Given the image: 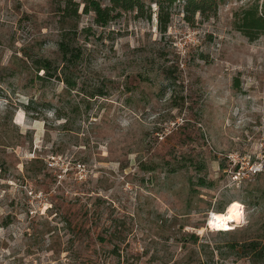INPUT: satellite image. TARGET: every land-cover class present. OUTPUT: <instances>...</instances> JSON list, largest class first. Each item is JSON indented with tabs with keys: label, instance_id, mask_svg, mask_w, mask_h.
<instances>
[{
	"label": "rangeland",
	"instance_id": "obj_1",
	"mask_svg": "<svg viewBox=\"0 0 264 264\" xmlns=\"http://www.w3.org/2000/svg\"><path fill=\"white\" fill-rule=\"evenodd\" d=\"M253 1L188 22L177 0L165 32L154 3L150 19L122 11L106 25L80 5L75 89L58 100L65 84H41L25 53L58 59L71 23L53 0H0V264H264V198L245 200L264 194V33L233 25ZM75 193L92 210L80 232L64 216ZM232 200L240 220L219 233L208 218ZM251 239L257 255L230 246Z\"/></svg>",
	"mask_w": 264,
	"mask_h": 264
},
{
	"label": "trees",
	"instance_id": "obj_2",
	"mask_svg": "<svg viewBox=\"0 0 264 264\" xmlns=\"http://www.w3.org/2000/svg\"><path fill=\"white\" fill-rule=\"evenodd\" d=\"M177 0H53L56 5V10L60 12L62 20L69 24V28L63 30L57 41V51L59 58H52L44 53L37 54L35 57L28 56L25 53V64L28 69H32L34 77L42 81L45 78H54L55 80H60L65 84L64 90L57 94L58 100L62 95H69L72 89H75V81L72 79L71 73L72 68L75 63L81 58L82 52L78 47L74 45V28L76 27L75 21L79 14L78 10L80 5H82V10L85 13H93V20L99 25H106L112 18L120 14L122 11H135L137 17L150 19L151 17V4L157 5V22L160 30L165 32L172 15V7ZM223 0H183L182 2V12L183 17L186 21L192 22L194 20V15L196 12L200 13L204 17H208L215 14L218 5ZM233 25L235 29L240 31L249 40H254L258 38L262 33H264V0L259 2L254 0L245 7L236 10L233 14ZM42 70V73H39ZM33 80V79H31ZM237 80V79H235ZM237 81H235V84ZM101 91L98 87H94L90 91V96L101 95ZM49 99H43L41 103L43 107L50 104ZM38 101L32 97L24 104V109L29 113L31 117L37 118ZM70 107L68 100L64 98V103L60 104L54 108V113L57 118H64L62 122V128H65L69 116L67 112L65 113L64 108ZM36 158H34L35 160ZM264 171V165L258 170H254V174H259ZM201 184L205 183L201 179ZM256 191H259V187H255L252 190H248L245 193V200L247 204H259V199L264 198V194L258 195ZM86 193V192H85ZM82 193H75L70 199L71 204L66 206L64 211V216L68 220L70 227H73L77 232L85 230L90 226L88 222L92 210L90 212L88 202L82 203ZM87 194V193H86ZM89 196V195H88ZM96 199H99L97 197ZM98 205H100L98 203ZM223 210V209H222ZM90 213V214H89ZM74 218V219H73ZM100 217V214L98 215ZM110 219L115 220V217H110ZM98 223H95L97 225ZM234 230H218L219 233H231ZM189 237L197 239L198 236L191 232L188 234ZM101 241H113L114 247L117 245L116 241L119 237L109 236L103 237L98 235ZM259 241L256 239L251 240H233L230 242V246H240L242 249L248 250L247 252L255 253L257 255L260 252L258 246ZM254 255V256H255Z\"/></svg>",
	"mask_w": 264,
	"mask_h": 264
},
{
	"label": "bare ground",
	"instance_id": "obj_3",
	"mask_svg": "<svg viewBox=\"0 0 264 264\" xmlns=\"http://www.w3.org/2000/svg\"><path fill=\"white\" fill-rule=\"evenodd\" d=\"M242 203L238 200L230 201L223 211H212L208 218V225L213 229H227L229 222L239 221ZM243 214V213H242Z\"/></svg>",
	"mask_w": 264,
	"mask_h": 264
}]
</instances>
